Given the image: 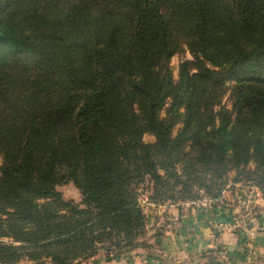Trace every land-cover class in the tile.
I'll return each instance as SVG.
<instances>
[{
  "label": "trees",
  "instance_id": "trees-1",
  "mask_svg": "<svg viewBox=\"0 0 264 264\" xmlns=\"http://www.w3.org/2000/svg\"><path fill=\"white\" fill-rule=\"evenodd\" d=\"M0 154V264L137 248L146 191L264 200V0H0Z\"/></svg>",
  "mask_w": 264,
  "mask_h": 264
},
{
  "label": "rangeland",
  "instance_id": "rangeland-1",
  "mask_svg": "<svg viewBox=\"0 0 264 264\" xmlns=\"http://www.w3.org/2000/svg\"><path fill=\"white\" fill-rule=\"evenodd\" d=\"M192 59L193 55L187 49L172 57L170 66L175 80L179 79L181 63ZM228 84L232 87L235 81ZM223 103L231 106L229 93ZM168 105L162 110L161 116H166ZM180 127L176 126L174 134ZM144 140L154 142L156 138L147 133ZM2 162L0 154V167ZM234 177H237L236 173L231 172L229 183L220 198L202 195L194 201L155 203L149 199L151 192H144L141 201L148 220L143 244L110 255L100 250L97 255L79 264H264L262 194L252 182L234 181ZM57 189L66 200L81 204L82 196L73 182L59 185ZM177 204L186 206L192 213L203 214L206 231L187 223L185 217L170 214L171 205ZM183 233L184 241L180 246L173 234L182 236ZM225 233L230 237L228 242L224 240ZM174 238L175 241L172 240Z\"/></svg>",
  "mask_w": 264,
  "mask_h": 264
},
{
  "label": "crops",
  "instance_id": "crops-1",
  "mask_svg": "<svg viewBox=\"0 0 264 264\" xmlns=\"http://www.w3.org/2000/svg\"><path fill=\"white\" fill-rule=\"evenodd\" d=\"M171 206L172 207L169 208L170 214H173L174 216L179 217V218L185 217L188 220L187 223H189L191 225L195 224V226H198L199 228H201L204 231H206L207 225L205 223H203L204 222L203 214H201L200 212L192 213L190 209H187L186 206L181 205V204L171 205ZM174 235H176L175 236L176 241H175V238L172 239V240L175 241L180 246H182V243L184 241L182 237H184V233L182 234V236H180L178 234H173V236ZM224 235H225V238H224L225 242H228V240L230 238L229 235L227 233H225ZM174 248L175 247H173V249ZM200 248L201 249L203 248L202 245H200Z\"/></svg>",
  "mask_w": 264,
  "mask_h": 264
}]
</instances>
